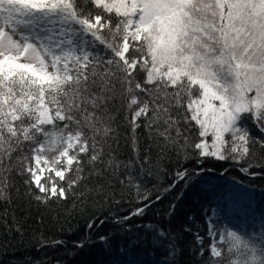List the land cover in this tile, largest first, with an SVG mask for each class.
I'll return each mask as SVG.
<instances>
[{
	"label": "snow or ice",
	"instance_id": "snow-or-ice-1",
	"mask_svg": "<svg viewBox=\"0 0 264 264\" xmlns=\"http://www.w3.org/2000/svg\"><path fill=\"white\" fill-rule=\"evenodd\" d=\"M118 128L126 159L113 148ZM171 152L264 177V0H0V202L12 203L14 169L31 202L69 213L89 198L114 200L118 182L138 200L119 224L162 199L145 177L159 179ZM188 176L178 168L160 188ZM97 219L89 231L105 223ZM206 224L207 246L193 232L201 264H264V224L259 237ZM145 227L178 264L171 234Z\"/></svg>",
	"mask_w": 264,
	"mask_h": 264
},
{
	"label": "trees",
	"instance_id": "trees-1",
	"mask_svg": "<svg viewBox=\"0 0 264 264\" xmlns=\"http://www.w3.org/2000/svg\"><path fill=\"white\" fill-rule=\"evenodd\" d=\"M248 127L254 135H259L250 121ZM117 131L119 142L114 143L113 148L118 150L121 159H126L131 155V150L124 139L125 129L118 128ZM160 163L164 172L159 179L145 177V180L146 186L153 189L154 194L160 191L162 199L152 204L143 216H133L119 224L114 221L138 206L134 189L125 191L117 182L112 186L114 200L89 198L82 209L78 204L69 213L67 208L70 205L62 203L58 207L53 203L45 207L31 202L25 196L27 186L23 183L24 177L14 169L10 174L13 185L9 190L12 203L0 202V264H27L29 260L31 264H127L130 259L133 261L130 264H169V241L154 239L155 232L145 225L164 229L171 234L172 242L180 248L176 257L178 264H201L203 258L198 255L199 247L193 232L199 231L207 246L206 221L209 219L241 232L255 233L259 237L264 224V177L246 175L228 161L205 159L203 164H197L191 159H177L175 152L169 153L168 158ZM178 168L188 169L187 182L180 181L174 189L164 193L160 186L170 184ZM228 183L252 191L253 206L243 217L241 226L228 221L230 215L221 200ZM115 200L120 202L116 203ZM173 203L176 204V212L169 215ZM5 208L8 209L7 218ZM213 210L216 216H210ZM231 216L239 218L236 214ZM97 217L104 219L105 223L89 231V220ZM13 218L21 227L20 232L15 230ZM186 227L192 231H184ZM101 236L107 239L100 241ZM41 238L49 243L61 239L65 244L40 247L38 240ZM76 241H83L85 246L75 247L73 242Z\"/></svg>",
	"mask_w": 264,
	"mask_h": 264
},
{
	"label": "rangeland",
	"instance_id": "rangeland-1",
	"mask_svg": "<svg viewBox=\"0 0 264 264\" xmlns=\"http://www.w3.org/2000/svg\"><path fill=\"white\" fill-rule=\"evenodd\" d=\"M225 203V209L230 215L228 221L231 224L243 225L246 213L250 212L251 207L253 206V195L252 191L248 188L242 186L231 185L228 183L226 188H224V194L221 198ZM231 214H236L238 217L231 216ZM133 261L128 260L127 264L132 263Z\"/></svg>",
	"mask_w": 264,
	"mask_h": 264
}]
</instances>
